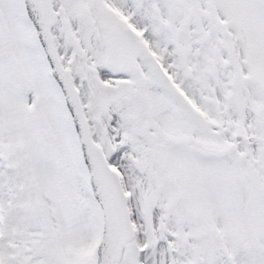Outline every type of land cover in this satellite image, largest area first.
Here are the masks:
<instances>
[{"label": "snow or ice", "instance_id": "snow-or-ice-1", "mask_svg": "<svg viewBox=\"0 0 264 264\" xmlns=\"http://www.w3.org/2000/svg\"><path fill=\"white\" fill-rule=\"evenodd\" d=\"M0 264H264V0H0Z\"/></svg>", "mask_w": 264, "mask_h": 264}]
</instances>
